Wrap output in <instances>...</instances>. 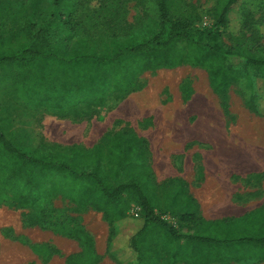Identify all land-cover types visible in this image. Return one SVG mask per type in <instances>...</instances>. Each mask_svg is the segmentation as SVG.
<instances>
[{
  "label": "rangeland",
  "instance_id": "374dc122",
  "mask_svg": "<svg viewBox=\"0 0 264 264\" xmlns=\"http://www.w3.org/2000/svg\"><path fill=\"white\" fill-rule=\"evenodd\" d=\"M7 1L3 17L10 12L14 19H21L27 13L36 25L34 31L43 29L48 41L61 45L84 43L99 50V42L111 36H149L158 29L150 0H39L32 14L29 0ZM172 1L177 14L190 13L195 28L214 26L217 0ZM55 14L64 15L63 19L69 14L75 31L58 33ZM226 19L219 27L222 45L264 55V0H239ZM228 63L240 69L241 76L227 91L226 110L209 85L207 71L183 64L141 72L133 91L116 100V92L108 93L96 105L84 100L72 115L56 114L20 98L12 91L15 73L0 67V124L24 152L48 142L90 147L104 133L130 127L149 143L166 222L182 229L179 214L188 196L204 220L242 216L264 208V73L254 72L241 56L230 57ZM209 127L218 131L216 140L200 132ZM212 150L218 158L214 163L208 159ZM47 207L54 209L50 215L57 229L30 225V211L13 206L8 194L0 193V264H72L83 256L78 241L67 234L77 226L91 237L96 264H123L132 257L128 238L142 223L134 203L128 219L115 224L112 251L116 260L107 247L109 226L102 212L77 210L59 198ZM149 248L156 264H166L165 252L155 241ZM214 264H264V259Z\"/></svg>",
  "mask_w": 264,
  "mask_h": 264
},
{
  "label": "trees",
  "instance_id": "16d2710c",
  "mask_svg": "<svg viewBox=\"0 0 264 264\" xmlns=\"http://www.w3.org/2000/svg\"><path fill=\"white\" fill-rule=\"evenodd\" d=\"M150 1L158 27L154 33L122 39L111 36L100 41L101 49L96 50L84 43L73 47L48 41L43 29L34 31L29 14L14 19L7 12L3 17L9 6L7 0H0V67L15 73L12 91L56 114L72 115L84 100L96 105L108 93L116 92V100L133 91L141 72L187 64L207 71L209 85L226 110L227 91L241 76V70L228 63L230 57L241 56L254 72L264 73V55L225 47L219 41V27L239 0H217L214 26L204 30L194 27L190 13L177 14L172 0ZM38 2L29 0L30 14ZM63 16H53L57 32H74L75 20L69 14ZM177 41H184L183 46L178 47ZM159 187L149 143L130 127L106 132L90 147L48 142L24 152L0 124V193L8 194L13 206L30 211V225L57 229L50 215L54 209L47 207L56 198L77 210L100 211L109 226L107 247L115 259V224L128 219L134 203L142 223L128 238L132 257L123 264H156L149 248L154 241L165 252L166 264L264 259V208L238 217L204 220L188 196L179 214L183 226L179 230L163 218L166 209L157 193ZM67 234L83 252L72 264H96L91 237L83 228L77 226Z\"/></svg>",
  "mask_w": 264,
  "mask_h": 264
},
{
  "label": "bare ground",
  "instance_id": "6f19581e",
  "mask_svg": "<svg viewBox=\"0 0 264 264\" xmlns=\"http://www.w3.org/2000/svg\"><path fill=\"white\" fill-rule=\"evenodd\" d=\"M208 113H210V112H208ZM200 132L203 133V134H205V136H207L211 140H216L217 139L216 133H218V131L216 130L215 127L205 128L204 130H201ZM215 150L216 149L214 148V152H215ZM214 152L212 150V155L210 154V158H208L209 161H211V158H212L213 159V161H212L213 163L218 161V158H217V156H216V154Z\"/></svg>",
  "mask_w": 264,
  "mask_h": 264
},
{
  "label": "built area",
  "instance_id": "2783aa9c",
  "mask_svg": "<svg viewBox=\"0 0 264 264\" xmlns=\"http://www.w3.org/2000/svg\"><path fill=\"white\" fill-rule=\"evenodd\" d=\"M138 212V211H137Z\"/></svg>",
  "mask_w": 264,
  "mask_h": 264
}]
</instances>
